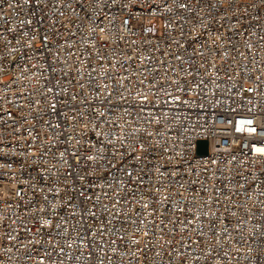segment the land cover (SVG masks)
<instances>
[{
  "label": "built area",
  "instance_id": "1",
  "mask_svg": "<svg viewBox=\"0 0 264 264\" xmlns=\"http://www.w3.org/2000/svg\"><path fill=\"white\" fill-rule=\"evenodd\" d=\"M261 148L264 0H0V264H264Z\"/></svg>",
  "mask_w": 264,
  "mask_h": 264
},
{
  "label": "water",
  "instance_id": "2",
  "mask_svg": "<svg viewBox=\"0 0 264 264\" xmlns=\"http://www.w3.org/2000/svg\"><path fill=\"white\" fill-rule=\"evenodd\" d=\"M197 152L199 154H205L207 152V141L200 140L197 145Z\"/></svg>",
  "mask_w": 264,
  "mask_h": 264
},
{
  "label": "snow or ice",
  "instance_id": "3",
  "mask_svg": "<svg viewBox=\"0 0 264 264\" xmlns=\"http://www.w3.org/2000/svg\"><path fill=\"white\" fill-rule=\"evenodd\" d=\"M248 123H251V121H248ZM252 131H255V129H253ZM257 151L261 154H264V148L257 149Z\"/></svg>",
  "mask_w": 264,
  "mask_h": 264
}]
</instances>
